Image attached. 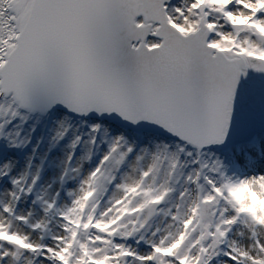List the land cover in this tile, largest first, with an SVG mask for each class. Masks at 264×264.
I'll use <instances>...</instances> for the list:
<instances>
[{"label":"snow or ice","instance_id":"1","mask_svg":"<svg viewBox=\"0 0 264 264\" xmlns=\"http://www.w3.org/2000/svg\"><path fill=\"white\" fill-rule=\"evenodd\" d=\"M0 264H264V0H0Z\"/></svg>","mask_w":264,"mask_h":264}]
</instances>
